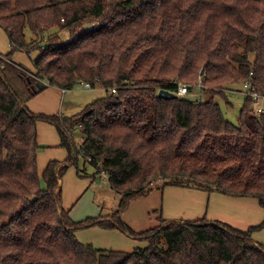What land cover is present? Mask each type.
Listing matches in <instances>:
<instances>
[{"label":"trees","instance_id":"16d2710c","mask_svg":"<svg viewBox=\"0 0 264 264\" xmlns=\"http://www.w3.org/2000/svg\"><path fill=\"white\" fill-rule=\"evenodd\" d=\"M0 27L11 47L0 52V264H264L253 237L264 218L242 229L206 214H160L136 233L120 217L131 200L167 186L254 198L264 209V112L246 93L264 98V0H0ZM16 51L35 53L31 69ZM202 75V100L157 95L178 81L192 89ZM40 81L61 92L82 81L105 94L71 117L35 114L26 101ZM232 87L245 96L237 124L218 101ZM38 121L55 124L67 151L41 174ZM79 157L121 196L118 210L81 223L62 207L58 181ZM92 224L147 245L79 242L75 231Z\"/></svg>","mask_w":264,"mask_h":264},{"label":"rangeland","instance_id":"374dc122","mask_svg":"<svg viewBox=\"0 0 264 264\" xmlns=\"http://www.w3.org/2000/svg\"><path fill=\"white\" fill-rule=\"evenodd\" d=\"M27 33L29 35V31ZM66 36L62 34V40L67 39ZM10 49L8 38L0 27V52L6 53ZM34 56L35 53L29 56L25 52L20 51H16L13 54L15 60L30 69L33 67L30 59ZM45 85L34 97L26 101L29 110L35 114L71 117L87 104L105 94L103 88L95 87L89 90L83 89L77 84L63 94L58 88ZM240 87L239 85L237 89ZM192 90L197 97H203L200 88L195 86ZM234 90H236L235 87L229 90L226 89L225 97H219L218 101L225 117L237 124L245 96L242 93L234 92ZM261 104L264 108V99ZM70 129L71 138L79 149L82 141L79 121L73 122ZM37 132L38 141L42 145V148L38 151V170L41 174L49 161L65 159L67 151L60 146V136L55 124L38 121ZM77 153L79 152L77 151ZM84 168H86V173H83ZM92 174L93 167L83 157H79L77 165H70L63 174L61 184L62 207L69 212L71 219L75 222L81 223L87 218L104 217L106 214L118 210L121 196L110 187L105 177L106 174L100 173L97 177H93ZM58 181L60 182V179ZM185 191L179 187L167 186L161 192L158 187H154L148 194L131 200L127 208L120 213L121 220L136 233L154 228L158 225L157 218L160 214L166 217L164 207L165 212L174 213L177 207H190L194 203L193 199L195 198H188L184 193ZM209 195L206 194L201 199L204 210L209 209L211 212L222 213V215L214 213L215 217L211 219L217 218L226 221V216H230L241 219L243 222L251 221L250 224L252 225L258 224L264 218V209L257 202H249V198L238 202V200L225 198L219 193H215L216 198L212 193L209 199ZM224 198L228 200H221ZM181 202H183L182 205ZM75 237L81 243L107 250L132 251L147 245V241L143 238L130 236L117 227L109 228L99 224L78 228L75 231ZM253 237L256 241L264 243V227L254 232Z\"/></svg>","mask_w":264,"mask_h":264},{"label":"crops","instance_id":"0c3cea01","mask_svg":"<svg viewBox=\"0 0 264 264\" xmlns=\"http://www.w3.org/2000/svg\"><path fill=\"white\" fill-rule=\"evenodd\" d=\"M60 181L61 178H60ZM182 190H186L184 193L187 195L188 198H195L193 199L194 200V203H192L190 205V207H177V210L176 212L174 213H171V212H165V207H164V213H165V216L166 218H169V219H173V218H184V219H192V218H196V217H201L203 216L204 214H206V216L208 218H212V217H215L214 216V213H219V212H211L209 209L207 210H204V207L203 205L201 204V199L203 197L207 195H209V199L211 197V194L213 193L214 197L216 198V195L215 191H212V192H206V191H203V190H200V189H191V188H181ZM225 198H229V199H232V200H238V202H241V201H244V199H248V198H230V197H225ZM221 199V200H228V199ZM240 200V201H239ZM249 202H257L255 201L254 199H250ZM183 204V202H181V205ZM215 214V215H217ZM218 215H222V213H219ZM217 219V218H215ZM226 222H229L231 223L232 225L238 227V228H242V229H245V227L247 225H250L251 221H247V222H243L241 221V219H238V218H233V217H230V216H226Z\"/></svg>","mask_w":264,"mask_h":264},{"label":"built area","instance_id":"2783aa9c","mask_svg":"<svg viewBox=\"0 0 264 264\" xmlns=\"http://www.w3.org/2000/svg\"><path fill=\"white\" fill-rule=\"evenodd\" d=\"M202 79H203V75L201 78L198 79V81L195 84L192 85V89L195 86L200 88L201 94H203L202 90L205 87L202 83ZM77 85L81 86L83 89H89L90 90L93 88L89 83L82 82V81H79ZM190 85L191 84H187L185 82L178 81L176 90L172 91V92L179 97L188 96V97H192V98L197 99V100H202L203 97H201V96L197 97L196 95H194L193 90L190 89ZM67 91H69V90L68 89H62L63 94L66 93ZM114 91H115V87L110 89V93H113ZM246 93L248 95H250L253 99V104H254L253 110L257 113L264 112V109L261 105V102L264 98L255 91H248Z\"/></svg>","mask_w":264,"mask_h":264},{"label":"water","instance_id":"95a60500","mask_svg":"<svg viewBox=\"0 0 264 264\" xmlns=\"http://www.w3.org/2000/svg\"><path fill=\"white\" fill-rule=\"evenodd\" d=\"M202 72H203V70L200 71V74H202ZM37 88L38 89H43L44 88V83L42 81L38 82L37 83ZM157 95L159 97H162V98H173V97L176 96L172 91H170L168 89H165V88H160L158 90V92H157Z\"/></svg>","mask_w":264,"mask_h":264}]
</instances>
